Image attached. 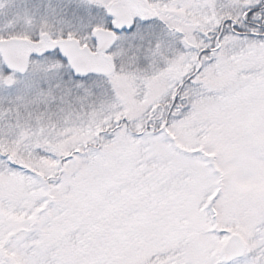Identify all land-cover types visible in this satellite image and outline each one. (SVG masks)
<instances>
[{
  "label": "snow or ice",
  "instance_id": "1",
  "mask_svg": "<svg viewBox=\"0 0 264 264\" xmlns=\"http://www.w3.org/2000/svg\"><path fill=\"white\" fill-rule=\"evenodd\" d=\"M0 264H264V0H0Z\"/></svg>",
  "mask_w": 264,
  "mask_h": 264
}]
</instances>
